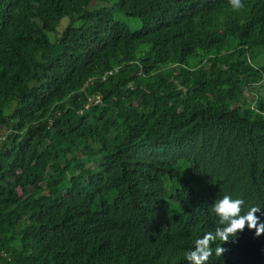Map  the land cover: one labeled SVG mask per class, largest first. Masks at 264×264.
I'll return each instance as SVG.
<instances>
[{"label":"trees","instance_id":"trees-1","mask_svg":"<svg viewBox=\"0 0 264 264\" xmlns=\"http://www.w3.org/2000/svg\"><path fill=\"white\" fill-rule=\"evenodd\" d=\"M242 2L0 0V264H189L225 195L264 222V0ZM219 244L207 264H264L254 229Z\"/></svg>","mask_w":264,"mask_h":264},{"label":"clouds","instance_id":"clouds-1","mask_svg":"<svg viewBox=\"0 0 264 264\" xmlns=\"http://www.w3.org/2000/svg\"><path fill=\"white\" fill-rule=\"evenodd\" d=\"M234 10L244 8L242 0H229ZM244 200L240 198L233 199L225 195L220 199H216L212 204L213 211L219 217L220 227L215 229V232H208L202 238L195 240L193 250L185 252V259L189 264H207L209 258L213 255L212 245L217 240L220 244L215 248V255L222 256L225 249L221 246L232 238L235 240L237 234L242 232L247 226L249 229L255 230V235L264 234V222L259 220L255 213L260 211V207L253 206L246 213L242 214V206Z\"/></svg>","mask_w":264,"mask_h":264},{"label":"rangeland","instance_id":"rangeland-1","mask_svg":"<svg viewBox=\"0 0 264 264\" xmlns=\"http://www.w3.org/2000/svg\"><path fill=\"white\" fill-rule=\"evenodd\" d=\"M116 20H118L121 23L128 25L132 32H136L141 28V25L137 20L126 18L124 15H122L120 13L116 15ZM66 24L67 23L65 22L63 25H66ZM2 134H5L4 131L1 132V135Z\"/></svg>","mask_w":264,"mask_h":264},{"label":"built area","instance_id":"built-area-1","mask_svg":"<svg viewBox=\"0 0 264 264\" xmlns=\"http://www.w3.org/2000/svg\"><path fill=\"white\" fill-rule=\"evenodd\" d=\"M95 103H99V99H96L95 100ZM89 106H87V108H88ZM0 140H3V139H0Z\"/></svg>","mask_w":264,"mask_h":264}]
</instances>
